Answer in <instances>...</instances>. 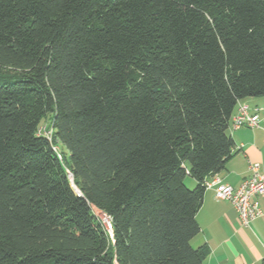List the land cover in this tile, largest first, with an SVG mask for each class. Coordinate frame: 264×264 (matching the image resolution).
Here are the masks:
<instances>
[{
  "label": "trees",
  "instance_id": "1",
  "mask_svg": "<svg viewBox=\"0 0 264 264\" xmlns=\"http://www.w3.org/2000/svg\"><path fill=\"white\" fill-rule=\"evenodd\" d=\"M249 98L264 0H0V264H205Z\"/></svg>",
  "mask_w": 264,
  "mask_h": 264
},
{
  "label": "crops",
  "instance_id": "2",
  "mask_svg": "<svg viewBox=\"0 0 264 264\" xmlns=\"http://www.w3.org/2000/svg\"><path fill=\"white\" fill-rule=\"evenodd\" d=\"M240 105L248 106L250 114L259 115V127L230 128L235 143L233 156L221 173L207 177L209 183L219 179L238 188L250 177L251 164H260L264 170V99L249 98ZM196 185L193 181L192 188ZM256 200L262 216L244 227L230 202L216 200L214 188L206 190L203 206L197 214L201 232L192 241V245L197 244L195 248H208L210 254L205 264H264V196Z\"/></svg>",
  "mask_w": 264,
  "mask_h": 264
},
{
  "label": "built area",
  "instance_id": "3",
  "mask_svg": "<svg viewBox=\"0 0 264 264\" xmlns=\"http://www.w3.org/2000/svg\"><path fill=\"white\" fill-rule=\"evenodd\" d=\"M258 128L259 115L250 114L249 107L240 105L237 114L233 117L232 128ZM44 129H40V134L50 138V134ZM251 175L238 188L222 183L219 179L213 182H206V189H215V198L218 201H228L237 210L241 223L248 227L250 223L262 216L257 198L264 196V170L260 164L250 165ZM100 219L105 230L113 236L112 223L105 214H100Z\"/></svg>",
  "mask_w": 264,
  "mask_h": 264
},
{
  "label": "rangeland",
  "instance_id": "4",
  "mask_svg": "<svg viewBox=\"0 0 264 264\" xmlns=\"http://www.w3.org/2000/svg\"><path fill=\"white\" fill-rule=\"evenodd\" d=\"M50 127V121H46V122H43L42 125H41V129H44V130H47L49 131L48 133L51 134V130L48 129ZM192 182H193V179L191 178H187L186 180V184L189 188L193 189L192 187ZM197 244L194 243V245H192L193 247H195Z\"/></svg>",
  "mask_w": 264,
  "mask_h": 264
}]
</instances>
